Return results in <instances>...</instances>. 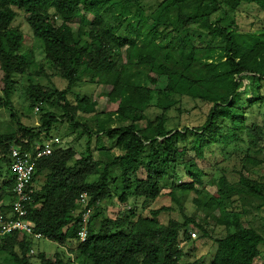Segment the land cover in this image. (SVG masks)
I'll use <instances>...</instances> for the list:
<instances>
[{"label": "trees", "instance_id": "trees-1", "mask_svg": "<svg viewBox=\"0 0 264 264\" xmlns=\"http://www.w3.org/2000/svg\"><path fill=\"white\" fill-rule=\"evenodd\" d=\"M242 6L264 12V0H159L148 8L143 0H0V107L12 110L14 79L36 64L33 53L23 49L24 36L12 26L17 12H22L32 36L41 43L43 64L68 85L63 90L28 86L32 112L39 107V129L20 126L0 137V209L8 212L14 200L8 157L11 144L23 145L28 140L24 148L29 151L35 142L52 137V128L62 121L57 109L73 129L80 126L78 114L92 116L93 124L86 122L82 133L89 140L96 136V144L103 136V143H108L97 150V158L88 144L86 156L79 159L75 150L59 147L37 162L25 216L33 223V232L77 251L81 264H196L185 262L181 243L190 239L193 228L208 235L193 218L183 215L180 222L172 213L183 211V196L201 195L197 187L201 188L204 174L197 160L206 166L205 150L217 142L224 146L239 142L241 133L250 149L264 140V127H248L246 112L238 107L241 80L250 77L252 86L254 81H264V27L256 32L239 31ZM218 15L213 22L212 17ZM190 25L224 42L218 62H207L214 59L213 49H205L206 61L198 56L190 40ZM83 78L97 86L98 95L72 104L71 90ZM161 78L166 85L155 90ZM153 93L156 103L152 107ZM183 98L210 106L203 126L192 131L168 128L167 116ZM103 99L116 104V110L99 111ZM252 103L264 105V96ZM47 105L54 110H44ZM153 108L159 114L150 118ZM189 133L194 158L185 160L188 149L182 144ZM246 161L253 166L261 162L249 154ZM181 167L190 182H179ZM43 173L44 182L35 188ZM166 179L171 205H148L143 207L146 214L140 215L135 206L124 207L103 217L101 206L114 198L119 204L157 201ZM217 185L223 200L211 198L204 204L193 200L215 226L227 232L214 241L216 249L209 264H254L264 236L246 224L245 211L227 208L234 205L231 198L237 197L257 201V209H264V182L240 174L235 184L222 176ZM82 193L88 195V206L93 208L85 225L79 201ZM82 228L86 229L84 242L77 237ZM31 240L21 232L0 237V253L9 257L10 264H36L28 254ZM36 257L37 264H69L59 253L52 258Z\"/></svg>", "mask_w": 264, "mask_h": 264}, {"label": "rangeland", "instance_id": "rangeland-1", "mask_svg": "<svg viewBox=\"0 0 264 264\" xmlns=\"http://www.w3.org/2000/svg\"><path fill=\"white\" fill-rule=\"evenodd\" d=\"M143 1L145 6L148 8L149 6H155L159 0ZM240 10L241 11L237 18L239 23V31L256 32L259 28L264 27V12L246 6H242ZM17 15L18 16L12 23V26L20 30L24 36V41L22 44L23 49L27 52L33 53L36 64L24 76L16 77L14 79L15 84L10 99L12 110L0 107V137L7 131L18 130L20 126L39 129L41 115L38 112H32L30 108L31 100H29L27 94L28 86L39 84L43 87L56 90H63L68 86L64 79L60 78L56 72L51 71L45 64H43L41 43L32 36L30 29L23 20L22 12H17ZM218 17L219 15L215 17L213 16L212 21L214 22L215 18ZM77 24L78 21H75L72 24L74 36H76L77 33ZM189 30L192 45L197 50H199L198 56L206 61L205 49H213L216 50L214 59L207 60V62H218L220 56L222 55L224 42L220 39L211 38L206 31L198 29L196 25H190ZM124 61L122 60V62ZM41 65H43V70L40 69ZM35 72H40L42 74L39 76ZM251 82L252 80L250 77H244L241 80V99L238 103V107L246 112V125L248 127L254 124L264 127V105L252 103L259 97V95L264 96V81H254L253 86L251 85ZM165 85L166 83L164 79L161 78L158 85H156L155 90H162ZM98 91L99 90L95 84H91L86 78H83L80 83L72 88L69 100L72 104H75L76 100L82 99L84 97L94 100L98 95ZM155 99L156 94L153 93V100L151 102L152 107L155 106ZM180 102V105H177L175 108H173L167 116L168 128L177 130H182L185 128L189 131H192L195 128L203 126L207 119L210 106L206 103L200 101L194 102L187 98H183ZM99 104L100 105L97 109L106 113L113 112L117 108L116 104L107 103L106 99L100 100ZM179 107L180 110L177 109ZM43 109L54 110L48 105L43 107ZM55 113L62 121L52 128L50 135L52 137L56 136L60 139L62 142L61 149L75 150L76 159L86 156L88 144L90 150L93 151L92 153L95 158H97V150H99L103 144L105 147L108 146V143H103L106 142V138L104 136L100 137L102 142L96 144V136H93V138L89 140L87 136L82 133L84 125L93 121L92 116H83L78 114L77 122H79L80 126L73 129V126H71L67 120H63V113H61L58 109L55 110ZM158 114L159 112L154 108L149 111L150 118H154ZM91 124L93 123L91 122L89 125ZM137 124L138 126L142 125L141 122H138ZM112 126L116 127L117 124H113ZM206 136L208 137V134H206ZM240 136L242 137V140L239 142L233 141L228 146H224L223 144L217 142L215 147L205 150L204 160L206 163L204 164L206 166L197 160V163L200 165V168L203 169L204 174L201 188L197 187V189L201 191V195L198 196L194 193H190L187 196H183V211L172 213V217H175L180 222L183 221V215L193 218L208 235L207 237H204L202 232L198 231L196 228H193L190 232V239H184V241L181 243V249L185 254L184 260L187 263L209 264L216 249V244L214 241L223 238L227 233L223 227L215 226L214 222L207 218L208 213L201 208H199V210L194 204L193 200L198 199L200 204L206 203L211 198L223 200L218 196L217 185V181L222 176H225L228 182L231 184H235L239 181L240 174H243V176L246 177L249 176L252 180L257 182H264V140L259 144V147L250 149L246 142L245 133H241ZM192 138V134L189 133L187 140L184 142V144H182V146H186L188 149V154L184 158L185 160L194 158V152L192 151ZM258 150H260V153ZM247 154L260 160V164L253 166L251 163H248L246 161ZM3 169L4 170L2 171L5 173V165H3ZM44 174L45 173L37 178L36 182L34 183L35 188H38L40 184L44 182ZM180 176L179 182H190L183 167H181ZM162 184V195L157 201L146 204L143 200H139L137 202H131L130 200L127 204H119L117 198H114L112 202H106L101 206L103 209V217H111L115 215L119 209L124 207L130 208L135 206L137 215H140L146 214L147 210L146 208L144 210L143 207L148 205V207L152 208H158L163 205H171L169 199L167 198V194L170 191V181L166 179ZM231 199H234V205L228 206L227 209L231 210L232 208L237 207L238 209L245 211L243 217L246 221V224L260 231L264 236V209H257L258 202L250 199L237 200V197ZM161 218L162 221H165L164 216ZM97 224L98 220L95 221V228L97 227ZM259 252V256L256 258L254 264H264V246L260 247ZM56 253L61 254L62 259L65 262L68 261L69 264H81V262L78 260L77 251L71 252L65 247H61L44 239L31 240V247L28 253L31 257V262L36 264L39 262V259L36 257L38 254H44L46 258H52ZM10 263L11 260L9 257L4 253H0V264Z\"/></svg>", "mask_w": 264, "mask_h": 264}, {"label": "built area", "instance_id": "built-area-1", "mask_svg": "<svg viewBox=\"0 0 264 264\" xmlns=\"http://www.w3.org/2000/svg\"><path fill=\"white\" fill-rule=\"evenodd\" d=\"M34 112H39V107H36ZM22 143L23 145L12 143L8 148L10 170L14 182L12 189L14 200L8 212L0 209V237L13 234L14 232H21L32 237L33 240H41L43 237L33 232V223L25 218L26 207L34 192L31 188V180L37 162L44 157L50 156L54 149L61 147L62 142L56 136L50 137L41 142H35L31 145L29 151L24 148V145L28 144V140H23ZM79 201L83 208L81 218L85 225L92 216L93 208L88 206V195L86 193H82L79 196ZM77 237L80 242H84L86 229L82 228L78 231Z\"/></svg>", "mask_w": 264, "mask_h": 264}]
</instances>
